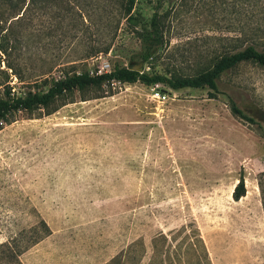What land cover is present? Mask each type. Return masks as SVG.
I'll list each match as a JSON object with an SVG mask.
<instances>
[{
	"label": "rangeland",
	"instance_id": "obj_1",
	"mask_svg": "<svg viewBox=\"0 0 264 264\" xmlns=\"http://www.w3.org/2000/svg\"><path fill=\"white\" fill-rule=\"evenodd\" d=\"M161 1L164 44L145 61L126 0H28L25 18L1 22L16 71L0 53V84L43 92L99 65L195 78L240 50L238 39L250 43L244 24L264 26L248 1ZM149 2L136 8L146 24ZM219 90L113 82L12 114L0 129V245L44 221L50 234L24 264H107L137 240L149 248L160 232L194 222L213 264H264V67L239 64ZM230 98L260 125L234 116ZM240 179L246 195L236 201Z\"/></svg>",
	"mask_w": 264,
	"mask_h": 264
},
{
	"label": "trees",
	"instance_id": "obj_2",
	"mask_svg": "<svg viewBox=\"0 0 264 264\" xmlns=\"http://www.w3.org/2000/svg\"><path fill=\"white\" fill-rule=\"evenodd\" d=\"M3 6L9 5L11 8L6 10L0 7V53L6 57L7 68L16 71L11 62L13 34L8 28L2 27L1 22L8 18H14L22 14L17 20L20 21L27 15L28 0H2ZM38 5L43 0H33ZM53 1V0H51ZM151 5L153 0H149ZM240 6L248 1L256 14L264 15V0H239ZM139 0H126L124 4L126 22L132 27H139L138 31L141 39L146 46L145 61L150 57V53L164 44V31L162 28L163 1L157 0L153 5L154 14L149 24L143 21V14L137 10ZM2 8V10H1ZM253 11V12H254ZM249 31H251L250 34ZM242 37L248 38L250 43L242 48L243 38L237 41L241 44V49L228 54L214 66L210 71L200 74L195 78L175 77L166 78L162 75L151 76L148 73H140L129 68H116L109 73L99 76H92L90 72L67 74L62 78L53 79L47 91L26 92L24 95H17L8 84L1 83L0 87V129L9 122L12 114L19 111H32L37 108L49 107L58 97L76 90H86L91 87L101 86L106 83L120 82L134 84L137 82L146 85L167 84L173 90L186 88L204 89L209 88L219 92L220 77L244 62H255L264 67V50H260L256 39L264 36V26L257 24L250 30L249 24L241 27ZM2 71V70H1ZM230 109L234 116L245 119L252 124H259L255 116L249 115L240 105L230 98ZM264 131V130H263ZM264 133V132H263ZM246 195L245 181L240 179L234 191V199L239 201ZM50 234V229L46 222L42 221L37 226L27 232H21L11 242L0 245V261L8 260V264H24L22 255L34 245L38 244L44 237ZM147 262L144 263V260ZM107 264H213L207 245L202 234L193 222L172 230L169 233L160 232L151 242L148 248L143 240H137L122 250Z\"/></svg>",
	"mask_w": 264,
	"mask_h": 264
},
{
	"label": "built area",
	"instance_id": "obj_3",
	"mask_svg": "<svg viewBox=\"0 0 264 264\" xmlns=\"http://www.w3.org/2000/svg\"><path fill=\"white\" fill-rule=\"evenodd\" d=\"M101 58V57H100ZM99 59V58H97ZM110 71L109 70H105V66H96V69L92 70L90 72V74L92 76H99V75H102L104 73H109ZM154 97L157 99V100H166V94L160 92V91H157L154 93Z\"/></svg>",
	"mask_w": 264,
	"mask_h": 264
},
{
	"label": "water",
	"instance_id": "obj_4",
	"mask_svg": "<svg viewBox=\"0 0 264 264\" xmlns=\"http://www.w3.org/2000/svg\"><path fill=\"white\" fill-rule=\"evenodd\" d=\"M129 69H131V70H133V71H136V72L143 73L142 64L132 66V67H130Z\"/></svg>",
	"mask_w": 264,
	"mask_h": 264
}]
</instances>
